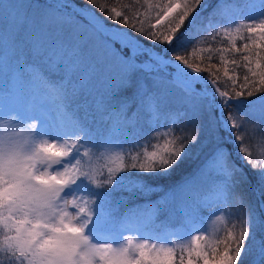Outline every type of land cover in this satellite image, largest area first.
Returning a JSON list of instances; mask_svg holds the SVG:
<instances>
[{"label":"snow or ice","instance_id":"obj_1","mask_svg":"<svg viewBox=\"0 0 264 264\" xmlns=\"http://www.w3.org/2000/svg\"><path fill=\"white\" fill-rule=\"evenodd\" d=\"M86 2L95 6L98 0ZM207 3L208 0H143L142 7L146 9L132 15L115 6L107 9L108 18L114 22L153 44L169 48L193 34L181 31L186 22L188 29L203 30L205 47L180 48L172 52L170 59L164 52L143 46L126 31L108 30L86 8L67 12L68 0H51L45 5L5 4L0 9V60L6 68V94L19 102L18 107L2 113L16 112L36 121L31 131L47 136L49 141H53L49 133L59 137L42 148L49 167L61 165L62 170H52L54 175H39L38 182L65 190L81 177L103 187L111 185L121 173L133 170L166 174L191 146L200 144L204 148L212 144L213 155L168 199L181 200L193 211L201 204L210 207L213 200L226 205L230 223L224 234L211 245L202 243L206 233L193 234L186 241L168 242L126 237L119 247H96L93 252L97 264H241L249 243L257 246L253 227H264V219H257L248 199L237 191L244 177L231 163L230 155L225 154V145L213 142L231 134L242 158L258 174V182L264 181V15L257 19L249 15L244 22H237L218 3L208 17L202 18L198 9ZM261 5L264 7V0ZM100 10L106 11L105 6ZM76 16L86 22L77 21ZM221 19L224 23H220ZM197 20L201 23L197 24ZM221 40L228 46L216 47ZM237 40L244 42L238 46ZM117 43L120 49L114 46ZM124 48L129 50L128 55L123 54ZM138 57L145 59L138 61ZM173 63L177 67L172 75H162ZM60 72L62 79L49 78L48 73ZM133 75L147 77L152 83L137 79L133 95L113 106L114 97L133 86ZM82 93L92 97L96 112L110 125L104 149L112 153L110 158L116 166H109L103 179L92 163L93 147L88 146L95 145L94 137L72 107ZM173 102L182 105L183 110L168 111ZM245 102L247 106L241 112L239 108ZM52 111L55 123L51 122ZM162 117L167 118L168 128L153 131L155 139L163 138V143H150L151 150L143 151L139 149L144 145L139 144L127 161L122 150H115L118 145L112 142L114 138L138 131L142 121L154 124ZM250 120L259 121V148L256 138L248 134ZM15 187L0 181V264H73L71 257L76 249L72 242L83 226L72 222V214L86 213L88 202L65 199L57 209L59 224H45L14 202ZM259 247L264 250V241Z\"/></svg>","mask_w":264,"mask_h":264},{"label":"trees","instance_id":"obj_2","mask_svg":"<svg viewBox=\"0 0 264 264\" xmlns=\"http://www.w3.org/2000/svg\"><path fill=\"white\" fill-rule=\"evenodd\" d=\"M6 1L10 3L22 6L24 3L33 2L40 3L45 5L50 3L48 0H0V9L3 8ZM155 2L165 3L167 0H155ZM254 0H208V3L202 8L198 9L202 18L208 17L213 9L217 6L218 3L226 7L235 17L237 22H244V19L251 15L250 19L260 18L261 15H264V7L261 3L254 4ZM69 7L65 10L67 12L75 11V8H86L93 15L97 17L104 25L117 28L128 32L132 37H134L138 42L143 44L149 49H154L157 52H164L166 58H171L172 52L179 50L180 48H189L190 46L196 45L197 47H205L203 40L201 39L202 29L196 30L187 27V22L185 27L181 31L188 30L193 34L188 37L183 43L174 42V45L169 48L165 44H153L150 40L146 39L143 35L137 34L134 30L127 28L119 22H114L107 15V9L115 6L118 10L124 11L129 15H132L134 12L142 13L146 6L142 7L143 0H98L97 5L93 6L88 4L86 0H68ZM100 6H105L106 11L102 12ZM154 18V13L152 14ZM76 20L85 23V19L80 16H76ZM201 21L197 20V24H200ZM220 23H224L223 19L220 20ZM235 25L233 24V27ZM246 35V34H245ZM244 41L237 40V45L241 46ZM117 49H120V45L117 43L114 45ZM227 47L228 42L221 40L216 43V47ZM124 55L129 54L127 48L122 49ZM238 57L240 53L236 54ZM261 55H264V50H261ZM29 62L31 58L28 57ZM144 57H138V61H143ZM218 59V58H217ZM241 64L242 60L239 61ZM4 64L0 60V80L1 84H5V71L3 69ZM231 68L232 65H229ZM170 69L171 66L169 67ZM49 78L52 80H59L63 78V73H48ZM164 76H171L170 73H162ZM222 75V70H221ZM133 86L131 88L122 89L113 99V106L117 104L122 98L130 97L135 92V81L137 79L143 80L145 83L151 84L152 81L147 77L133 75ZM222 79H226L223 78ZM247 106V102L239 108L243 112L244 107ZM73 109L77 112L79 118L85 123L88 128V132L94 137L95 146L99 144L96 141V136L102 135L105 131H108L110 128L109 122L106 121L101 114L97 113L95 110L92 97L86 93L79 95L72 105ZM183 106L179 103L173 102L168 111L176 112L182 111ZM167 118L162 117L157 123L149 124L147 121H142L138 126L139 130L134 133H129L127 136H120L118 141L120 143V151L122 150V155L125 156L126 161L130 159V154L134 155L137 151L139 144H143L144 148H140V151L145 149L151 150L149 146L150 143H163V138L156 140L154 128H157L159 131L163 132L168 128ZM255 128V131L253 129ZM259 131V121H249V135L253 136L257 140V148H259V137L256 136V132ZM204 136L201 137V141H204ZM225 145V154L230 155L231 163L239 170L241 176L244 177V182L239 185L237 191L240 192L246 199H248L249 205L253 209L254 213L257 216V219H264V181L258 182V174L245 162L242 158V154L238 151L236 143L230 140V136L225 135L223 138H218L217 141ZM85 144L88 143V138L84 141ZM94 147L93 145H88ZM93 160L92 163L94 167L98 168L102 175L100 179H103L107 176L108 166L104 163L101 164V160L98 159L95 155V150L92 149ZM213 155L212 144L209 143L205 145L204 148H201L200 144L191 146L188 149V153L180 161V163L169 172L165 173H142L138 171H131L127 173H121L110 186L95 187L93 183L89 181L86 177H81L80 181L84 187V194L88 198V202L91 201L89 206V211L93 212L96 216H106L109 219V216H113L117 221L126 216H130L133 221H138L141 219L143 213L142 210H148L150 208H158L160 211H164L163 214L154 221L152 225L158 231V239H171L175 235H185L187 234L185 229V220L182 218L180 212L176 213V219L172 222V226L167 229L158 228L157 224L162 223L163 215L167 212L170 203H166L170 193H174L179 190V188L184 184V182L192 175H194L198 170L203 167V164ZM171 199H169L170 201ZM181 201V200H180ZM183 202V201H181ZM186 205H188L186 203ZM201 206V205H200ZM198 207L196 212L197 221L202 224H209L213 219L222 225L224 228L221 229L218 236L224 234L225 228L230 223V217L224 221L222 215L218 214V210L215 207L205 208ZM226 206V205H225ZM189 208H191L189 206ZM192 209V208H191ZM228 212L230 209L226 206ZM99 216V217H100ZM219 218V219H215ZM223 220H222V219ZM224 221V222H223ZM210 234V233H209ZM215 235L210 234L206 237L205 241L202 243H207L209 245L215 242ZM253 240L256 241L257 246L253 247L252 243H249L248 249L244 252L241 264H264V250L259 247L261 241H264V227L257 229L253 227L252 232ZM177 255L179 256V249H177Z\"/></svg>","mask_w":264,"mask_h":264},{"label":"clouds","instance_id":"obj_3","mask_svg":"<svg viewBox=\"0 0 264 264\" xmlns=\"http://www.w3.org/2000/svg\"><path fill=\"white\" fill-rule=\"evenodd\" d=\"M55 100L56 97H53V101ZM35 123L36 121L16 112H9L0 118V181L5 185L16 186L13 193L14 202L27 209L34 220L57 225L60 220V212L57 209L64 203V190L36 180V177L42 174H55L49 167L42 148L45 143L55 142L49 141L47 136H41L38 132H32V125ZM93 185L97 187L95 182ZM90 203L91 201L88 202ZM86 206L88 209V205ZM88 214L89 209L82 215L72 214V222L77 227L83 226V231L77 233L72 242L76 249L75 255L71 257L73 264H97L93 250L99 245L92 242L81 223ZM68 235L72 236L71 233Z\"/></svg>","mask_w":264,"mask_h":264},{"label":"rangeland","instance_id":"obj_4","mask_svg":"<svg viewBox=\"0 0 264 264\" xmlns=\"http://www.w3.org/2000/svg\"><path fill=\"white\" fill-rule=\"evenodd\" d=\"M254 1H255L254 4L261 3V0H254ZM15 3L16 4L10 3V1H6L5 4L17 5V2ZM3 69L6 73L5 66L3 67ZM172 72L173 69L168 68L167 73H170L172 75ZM1 82L3 81L0 80V118H3V116H5L6 114L2 112L6 109H12L18 107L19 102L15 100L11 95L6 94L5 84H1ZM200 83L203 84L204 81L201 80ZM50 117H51V122L55 123L54 111L50 112ZM229 136H230V140L236 143L235 139L231 136V134H229ZM109 137H110L109 130L105 131L100 136H96L97 138L96 141H98L99 144H97L96 146L93 145L94 147L92 149L95 150V155L98 159L101 160L100 162L101 164L104 163L108 167L109 166L115 167L116 162H114L110 158L112 153L105 152L104 149V142L105 140L109 139ZM49 138L53 141L59 139V137L51 133H49ZM118 138H114L112 141L114 144L118 145V147L115 149L116 151H120L121 148ZM204 165L205 163L203 164V166ZM52 170L54 171L62 170V166L55 165ZM63 197L64 199L74 198L80 201L81 203L88 202V198L84 194V187L80 179H78L75 184L69 186L64 190ZM168 202L170 203V206H167L168 210L163 215L162 223L160 222L159 224H157V226L159 225L158 228L160 227L161 229H167L166 231H168V229L172 226V222H174V219H176V213H178L179 211L182 218L185 220L184 230L187 233L185 235L177 234L169 240L186 241L193 234H205V233H206V237H208L210 234L218 236L221 229L224 228V225L217 223L214 219L211 223L209 222V224L207 225L205 223L201 225L197 221L196 212L193 211L191 208H189V205H186L185 202H181L178 199H171L170 201L168 199L166 203ZM210 204H211L210 207L213 206L218 210V214L222 215L224 221L228 219L229 212L224 204H221L215 200L211 201ZM200 207L210 208L209 206L203 204H201ZM88 209H90L89 206ZM69 210L73 212L75 211V209H71V208ZM163 212L164 211H160L158 208L155 207L150 208L148 210H142L143 213V215L141 216L142 218L135 222L130 216H126L125 218L121 217V219L117 221L113 216L112 217L109 216L108 219V217L106 216H100L99 214L96 216L93 212L89 211L88 216L83 218L81 220V223L85 226L86 234L91 238L93 243L97 245L111 244L114 247H119L125 242L126 237H137L139 239L153 238L155 242V239H158V231L154 228L152 223L154 221L157 222L158 221L157 219L163 214ZM215 219H219V218H215ZM213 224H215V227H213ZM198 229L201 230L200 233L194 232L195 230ZM162 239L163 242L169 241L164 237H162Z\"/></svg>","mask_w":264,"mask_h":264},{"label":"water","instance_id":"obj_5","mask_svg":"<svg viewBox=\"0 0 264 264\" xmlns=\"http://www.w3.org/2000/svg\"><path fill=\"white\" fill-rule=\"evenodd\" d=\"M79 8H77V10H78ZM106 27V26H105ZM107 28V27H106ZM111 30H113V29H111ZM115 30H118V29H115ZM153 54H155V53H153ZM173 68H176L177 66H176V64L175 63H173L172 65H171Z\"/></svg>","mask_w":264,"mask_h":264}]
</instances>
